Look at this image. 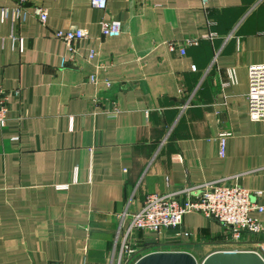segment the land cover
Segmentation results:
<instances>
[{"label":"crops","instance_id":"obj_1","mask_svg":"<svg viewBox=\"0 0 264 264\" xmlns=\"http://www.w3.org/2000/svg\"><path fill=\"white\" fill-rule=\"evenodd\" d=\"M14 1L0 0V86L10 91L0 125V264H118V214L137 211L150 193L226 179L261 191L253 198L264 206V120L250 119L247 97L249 66L264 63V0L206 8L201 0H108L104 10L90 0H44L46 25L4 21L1 7ZM111 19L123 32L105 37L101 25ZM72 25L88 37L63 65L68 47L54 32ZM12 30L24 37L22 50ZM187 39L185 55L168 48ZM254 215L264 221V211ZM181 228L191 238L172 229L163 238L178 250L228 234L201 213L186 214Z\"/></svg>","mask_w":264,"mask_h":264},{"label":"built area","instance_id":"obj_2","mask_svg":"<svg viewBox=\"0 0 264 264\" xmlns=\"http://www.w3.org/2000/svg\"><path fill=\"white\" fill-rule=\"evenodd\" d=\"M206 8L210 0H201ZM90 4L98 9H106L108 0H90ZM1 16L4 21L19 24L30 17L35 18L42 25H46L49 18V9L44 0H15L11 5L1 7ZM123 32V24L118 19L103 21L101 33L105 37H115ZM54 36L63 40L68 47L69 57L63 58V65L67 60L73 59L79 52V42L88 37V30L72 25L66 29H59ZM10 38L22 50L24 37L12 30ZM181 45L178 41L167 43L170 50H178L186 54V46L192 43L191 39L185 40ZM97 55L95 48H91L89 58ZM196 70V65H192ZM229 78L235 80V70H229ZM91 81L96 82L97 77L92 75ZM109 84V82H108ZM17 93V91H16ZM10 91L0 86V125H6L9 111ZM248 112L253 121L264 120V63L249 66ZM188 102L183 108L188 107ZM112 111H117L116 106ZM231 131L221 132L217 141L219 154L226 155L227 140ZM78 168H75L77 180ZM69 184H60L58 188H68ZM262 194L261 191L252 192L239 184H231L226 179L216 180L201 185H187L181 190L167 193L147 194L141 207L135 212L127 210L118 214V229L115 244L119 246L118 264H134L135 261L146 253L157 250H178L156 247V249H143L144 240L138 233L154 235L159 244L164 246L165 232L174 230L173 236L191 238L193 232L183 230V218L188 213H201L208 218H214L228 229L226 239L212 244L218 250H253L264 257V240L259 238L264 234V221L254 213H262L264 206L253 198ZM148 244V243H147ZM205 246V244H201ZM155 248V247H153ZM172 248V247H170ZM190 252V251H189ZM214 252V251H213ZM192 253V251H191ZM193 254V253H192ZM197 258V257H196ZM56 264V263H52Z\"/></svg>","mask_w":264,"mask_h":264},{"label":"water","instance_id":"obj_3","mask_svg":"<svg viewBox=\"0 0 264 264\" xmlns=\"http://www.w3.org/2000/svg\"><path fill=\"white\" fill-rule=\"evenodd\" d=\"M134 264H264V257L253 250H218L200 262L186 250H157L144 254Z\"/></svg>","mask_w":264,"mask_h":264},{"label":"rangeland","instance_id":"obj_4","mask_svg":"<svg viewBox=\"0 0 264 264\" xmlns=\"http://www.w3.org/2000/svg\"><path fill=\"white\" fill-rule=\"evenodd\" d=\"M167 249H174V248H170V247H165V246H161ZM203 248L198 247L197 249L195 248H190V252L192 251V253L198 258V260L201 262L209 253L215 251L216 248H214L211 244L207 245V246H202ZM160 248V247H159ZM156 248H152L151 250H154ZM187 251V250H186Z\"/></svg>","mask_w":264,"mask_h":264},{"label":"trees","instance_id":"obj_5","mask_svg":"<svg viewBox=\"0 0 264 264\" xmlns=\"http://www.w3.org/2000/svg\"><path fill=\"white\" fill-rule=\"evenodd\" d=\"M143 249L147 250V249H150V248H153V247H160L162 246L161 244H147V243H144L143 244ZM165 247H173V246H169L168 244H164Z\"/></svg>","mask_w":264,"mask_h":264}]
</instances>
